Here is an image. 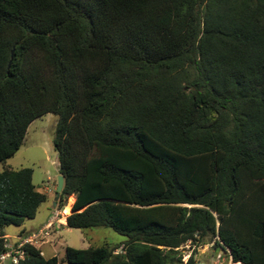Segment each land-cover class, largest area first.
Masks as SVG:
<instances>
[{
    "label": "trees",
    "instance_id": "trees-1",
    "mask_svg": "<svg viewBox=\"0 0 264 264\" xmlns=\"http://www.w3.org/2000/svg\"><path fill=\"white\" fill-rule=\"evenodd\" d=\"M46 111L64 224L125 236L67 264H194L185 240L264 264V0H0V160ZM30 173L0 167V249L46 195Z\"/></svg>",
    "mask_w": 264,
    "mask_h": 264
},
{
    "label": "rangeland",
    "instance_id": "rangeland-1",
    "mask_svg": "<svg viewBox=\"0 0 264 264\" xmlns=\"http://www.w3.org/2000/svg\"><path fill=\"white\" fill-rule=\"evenodd\" d=\"M55 116L52 111H46L31 118L26 125L18 147L10 155L0 160V167L29 166L31 168V182L46 194L37 204L32 216L24 217L20 224L7 223L3 226L8 239H13L21 228H28L41 223L53 209L52 194L57 174V158L56 151L51 143V136ZM72 199L73 193H68L60 199L57 195L55 201L57 200L56 207L60 213L57 217L58 220H54L47 228V233L42 236V240L36 242L40 253L43 256L54 253L58 258V264H67L63 259V246L65 244L73 246L110 245L119 243L125 237L108 225H65L64 222H61V219L70 211ZM177 248L182 261H185L187 255L191 252L193 258L196 259L194 264L231 263L227 249L214 247L211 241L194 244L189 240H185ZM117 249L119 247L115 248V250Z\"/></svg>",
    "mask_w": 264,
    "mask_h": 264
},
{
    "label": "built area",
    "instance_id": "built-area-1",
    "mask_svg": "<svg viewBox=\"0 0 264 264\" xmlns=\"http://www.w3.org/2000/svg\"><path fill=\"white\" fill-rule=\"evenodd\" d=\"M58 214H60L58 208L53 207L45 221L36 228L21 235L16 234L13 239H8L7 236L4 235L2 241L3 248L0 249V264H16L23 252V244L25 242L37 246L36 242L42 240V236L47 233V228L50 224L54 220H58Z\"/></svg>",
    "mask_w": 264,
    "mask_h": 264
},
{
    "label": "water",
    "instance_id": "water-1",
    "mask_svg": "<svg viewBox=\"0 0 264 264\" xmlns=\"http://www.w3.org/2000/svg\"><path fill=\"white\" fill-rule=\"evenodd\" d=\"M10 55H11V49H10ZM61 182H62V176L60 173H57L55 177V185H54L53 194H52V205H54L55 198L58 195L59 189L61 187Z\"/></svg>",
    "mask_w": 264,
    "mask_h": 264
},
{
    "label": "crops",
    "instance_id": "crops-1",
    "mask_svg": "<svg viewBox=\"0 0 264 264\" xmlns=\"http://www.w3.org/2000/svg\"><path fill=\"white\" fill-rule=\"evenodd\" d=\"M64 217H65V215L63 216V219H62L61 222H64ZM46 218H47V217H46ZM46 218H45V219H46ZM45 219H44L41 223H43V222L45 221ZM41 223L37 224V226L40 225ZM30 227H32V226H30ZM28 228H29V227H28Z\"/></svg>",
    "mask_w": 264,
    "mask_h": 264
},
{
    "label": "bare ground",
    "instance_id": "bare-ground-1",
    "mask_svg": "<svg viewBox=\"0 0 264 264\" xmlns=\"http://www.w3.org/2000/svg\"><path fill=\"white\" fill-rule=\"evenodd\" d=\"M62 218V217H61ZM62 220V219H61Z\"/></svg>",
    "mask_w": 264,
    "mask_h": 264
}]
</instances>
